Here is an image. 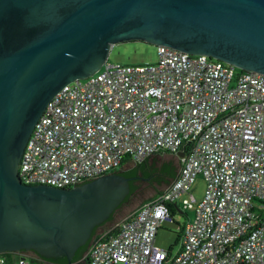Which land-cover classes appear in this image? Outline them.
<instances>
[{"label":"built area","instance_id":"1","mask_svg":"<svg viewBox=\"0 0 264 264\" xmlns=\"http://www.w3.org/2000/svg\"><path fill=\"white\" fill-rule=\"evenodd\" d=\"M157 54L146 64L107 59L63 85L27 140L22 182L72 187L126 157L183 152L164 190L92 239L88 264H264V73L164 44ZM199 174L206 189L197 202L190 187ZM177 202L195 215L172 254L156 234ZM15 255L0 254V264H43Z\"/></svg>","mask_w":264,"mask_h":264},{"label":"water","instance_id":"2","mask_svg":"<svg viewBox=\"0 0 264 264\" xmlns=\"http://www.w3.org/2000/svg\"><path fill=\"white\" fill-rule=\"evenodd\" d=\"M132 40L264 73V0H0V253L71 261L129 194L120 173L57 187L22 182L18 167L51 97Z\"/></svg>","mask_w":264,"mask_h":264},{"label":"rangeland","instance_id":"3","mask_svg":"<svg viewBox=\"0 0 264 264\" xmlns=\"http://www.w3.org/2000/svg\"><path fill=\"white\" fill-rule=\"evenodd\" d=\"M158 59L157 44L149 43L143 40L132 41H119L114 43L108 54V61L112 63H128V64H146L155 63ZM176 162V164L174 163ZM166 162V163H165ZM125 164L121 167L129 168L135 165V162L131 158H127ZM170 165L173 168L179 170V161L174 154L162 153L151 155L148 159V169L142 171L143 175L147 179H142L138 185L139 189L132 193L127 201L122 203L113 213L111 220L105 223V230L110 229L117 224L122 218H124L129 212L137 209L144 198H150L158 192L159 189L164 190L171 180L170 178L162 179V181L153 180L156 173L160 171L161 164ZM120 169V168H118ZM151 174V175H150ZM150 175V176H149ZM206 189V179L203 175L199 174L190 187V192L196 197V201H200L203 198ZM188 193L181 194L178 199L181 201L184 197H187ZM195 215L194 208H186L180 211L177 209L174 214V221H164L156 234V243L175 254L182 241V229L181 226L188 220H193ZM101 227L97 229L96 235L100 234ZM33 255L32 253H30ZM17 257L15 256V259Z\"/></svg>","mask_w":264,"mask_h":264},{"label":"trees","instance_id":"4","mask_svg":"<svg viewBox=\"0 0 264 264\" xmlns=\"http://www.w3.org/2000/svg\"><path fill=\"white\" fill-rule=\"evenodd\" d=\"M171 153L169 151H160L156 154H162V153ZM127 158H130V157H126L124 160H123V163L126 161ZM148 159L149 157L145 158L144 160L142 161H139V162H135V165L130 167V168H127V169H119L123 174H137L139 173L140 171H144L146 169H148ZM176 174V169L173 168L172 166L170 165H164L163 167L160 168V171L158 173H156L155 177L153 180L155 181H162L163 178H165V180L167 178H171L173 177L174 175ZM151 175V174H150ZM149 175V176H150ZM131 193H129L126 198L124 199L127 200L129 198ZM123 201V202H124ZM122 202V203H123ZM121 203V204H122ZM120 204V205H121ZM119 205V206H120ZM171 211H172V214L174 213V206L171 205ZM183 229V228H182ZM91 242H92V239H89L85 244H83L82 246L79 247V253L76 254V256L74 257V259H77L81 256H84V252L85 251H88L90 245H91ZM22 251H25V252H28L30 253V251L28 250H22ZM0 254H5V255H8L9 257H11L12 254H14V252H9V251H5V252H2ZM33 257H38V258H45V259H48V260H51V261H56V262H66L67 260V257L62 255V256H55V257H44V256H41L40 254L36 253L35 255L33 254ZM85 259L88 261V255L85 257Z\"/></svg>","mask_w":264,"mask_h":264},{"label":"flooded vegetation","instance_id":"5","mask_svg":"<svg viewBox=\"0 0 264 264\" xmlns=\"http://www.w3.org/2000/svg\"><path fill=\"white\" fill-rule=\"evenodd\" d=\"M175 163V162H174ZM176 164V163H175ZM179 165H180V163H179ZM108 173H120V174H123L119 169H117V170H114V171H111V172H108ZM125 176H129V177H132L130 180H129V184H130V192L129 193H134L135 191H137L138 189H139V185H138V183L142 180V179H147V178H145L144 177V175L141 173V172H139V173H137V174H124ZM86 182V181H85ZM85 182H82L81 184H83V183H85ZM130 194V195H131ZM125 201H127V200H125ZM124 201V202H125ZM123 202V203H124ZM119 207V206H118ZM117 207V208H118ZM116 208V209H117ZM114 213V212H113ZM113 213L107 218V219H105L103 222H101L100 224H98L97 226H95L94 227V229H93V231H92V234H91V237L89 238V239H93L95 236H96V233H97V229L99 228V227H101V231H103L104 229H105V223L107 222V221H109V220H111L112 219V217H113ZM22 250H28V251H30V253H32V254H36V253H38L37 251H35L34 249H32V248H30V249H21V250H19V251H16V252H20V251H22ZM79 248L76 250V252H75V254L73 255V257H72V260L71 261H69L68 259L66 260V262H63V263H61V262H56V261H51V260H48V259H45V258H41L42 259V263L43 264H88V262L87 263H84L82 260H83V257L85 256V253L87 252V251H85L84 252V256H81V257H79V258H77V259H74V257L76 256V254H78L79 253ZM15 252V253H16ZM39 254V253H38ZM42 256V255H41Z\"/></svg>","mask_w":264,"mask_h":264},{"label":"crops","instance_id":"6","mask_svg":"<svg viewBox=\"0 0 264 264\" xmlns=\"http://www.w3.org/2000/svg\"><path fill=\"white\" fill-rule=\"evenodd\" d=\"M171 154H173V153H171ZM175 155V157H176V159H178V161H179V163H180V155H178V154H174ZM132 160V159H131ZM175 162V161H174ZM166 163V162H165ZM165 163H162L161 164V167H163L164 165H165ZM176 163V162H175ZM125 163H123V165H124ZM122 165V166H123ZM121 166V167H122ZM180 166V165H179ZM130 168V167H129ZM121 169V168H120ZM123 169H127V168H123ZM179 170H177V168H176V174L173 176V177H171L170 179L172 180V179H174L175 177H176V175H177V172H178ZM141 173H142V171H140ZM143 174V173H142ZM170 180V181H171ZM170 181H169V183H170ZM162 190L161 189H159L158 190V192L156 193V194H154L152 197H150V198H144L143 200H142V202H141V204L142 203H144L145 201H147V200H150V199H152V198H154V197H156L160 192H161ZM140 204V205H141ZM139 208V207H138ZM177 209H179L180 211H182V209H184L181 205H180V203L179 202H177V204H175L174 203V213H173V221H174V214L176 213V211H177ZM188 221H190V220H188ZM186 224V222L181 226V229L183 228V226ZM15 253L14 254H12V256L10 257L11 259H12V261H15ZM87 256V252L85 253V256L83 257V262L84 263H87L88 261L85 259V257ZM12 264H14V262L12 263Z\"/></svg>","mask_w":264,"mask_h":264}]
</instances>
